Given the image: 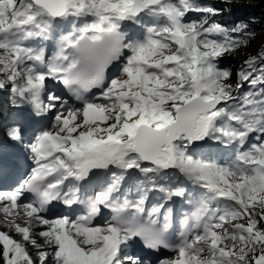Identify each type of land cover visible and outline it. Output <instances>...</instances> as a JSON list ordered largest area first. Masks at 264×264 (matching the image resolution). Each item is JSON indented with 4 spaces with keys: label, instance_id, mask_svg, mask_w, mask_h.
Segmentation results:
<instances>
[{
    "label": "snow or ice",
    "instance_id": "obj_1",
    "mask_svg": "<svg viewBox=\"0 0 264 264\" xmlns=\"http://www.w3.org/2000/svg\"><path fill=\"white\" fill-rule=\"evenodd\" d=\"M221 11L202 0H0V92L50 121L27 143L23 124L5 129L34 166L0 191L2 264H152L131 251L137 239L173 253L156 264H264V45L228 83L219 60L256 33L212 19ZM197 141L232 155L197 152ZM173 197L188 205L179 228ZM53 202L84 210L48 218ZM101 207L113 215L97 225Z\"/></svg>",
    "mask_w": 264,
    "mask_h": 264
},
{
    "label": "rangeland",
    "instance_id": "obj_2",
    "mask_svg": "<svg viewBox=\"0 0 264 264\" xmlns=\"http://www.w3.org/2000/svg\"><path fill=\"white\" fill-rule=\"evenodd\" d=\"M203 3L211 4L216 8L222 9L221 14L218 17L212 18L215 19L217 22H223L224 24L231 26L234 23H239L241 21L246 22L249 24L250 27L254 26L256 24L257 19L264 18V15L261 13H256L254 17H249L245 15L244 8H252L254 3H262L264 0H231L229 4L222 3V0H202ZM264 10V9H262ZM200 14L196 13H189V17L197 18ZM262 45H264V28L258 29L256 32L255 38L251 40L247 48L241 47L238 51L233 52L231 54L225 55L223 58L219 60L220 67H228L232 70V79L228 81V83L235 86L236 84V72L240 70V67L243 64V61L249 58V56H255L257 55L258 51L261 50ZM51 46V48H48ZM49 46H46V49L49 50L46 52L48 56H51L53 50H54V44L50 41ZM247 84V83H245ZM49 85V84H48ZM249 90L248 84L244 86V88L241 89L240 93L246 92ZM99 94V93H98ZM71 104V103H70ZM73 106H76L74 104H71ZM3 113V114H2ZM2 114V115H1ZM37 117L35 116L30 109L26 105H20V104H14L13 103V96L10 91H4L0 92V149L3 147H6V150L1 152L3 156H9L12 152L16 151L17 144L20 149L26 150L23 145L20 143H17L15 141H12L5 135V129L8 125H12L14 123H21L25 126L26 130L30 129V126L32 124V121H34L33 118ZM25 122V123H24ZM34 123V122H33ZM49 119L46 118V121L43 123L41 127H39L40 130L46 128L49 126ZM5 125V126H4ZM45 126V127H44ZM32 136H25V143H27L29 140H31ZM2 140V141H1ZM250 142H257L254 138H250ZM7 143V144H6ZM9 147V148H7ZM217 146L211 145V149L216 148ZM218 149V148H217ZM201 150V149H200ZM198 150L197 152H199ZM219 151V149L217 150ZM227 151V150H226ZM230 151V150H229ZM203 152L204 151H200ZM0 154V156H1ZM230 156L232 155L231 151L229 152ZM213 157H216L215 154H211ZM226 158H217L218 160L227 161L229 157ZM228 158V159H227ZM13 162L16 161L13 160ZM18 166V164H17ZM15 185L11 186L12 189ZM1 188V187H0ZM8 188V187H7ZM0 191H5L1 189ZM65 215V214H61ZM61 215L52 217V219L57 218ZM74 218V217H73ZM2 219V217H0ZM0 230L2 231H8L7 228L0 227ZM14 238L19 239L18 236H15L13 233ZM29 252L31 253L33 259H36V252L31 247H29ZM156 264V263H154Z\"/></svg>",
    "mask_w": 264,
    "mask_h": 264
},
{
    "label": "bare ground",
    "instance_id": "obj_3",
    "mask_svg": "<svg viewBox=\"0 0 264 264\" xmlns=\"http://www.w3.org/2000/svg\"><path fill=\"white\" fill-rule=\"evenodd\" d=\"M49 42H47L46 46H49ZM246 85L247 84H244V86H246ZM241 89H240V91H241ZM96 94L98 95V93H96ZM237 94L238 93H234V95H237ZM33 119H34V121H32L30 129L27 130V134H26L27 136H30V135L33 136L34 133L40 131L39 127H41L43 125V122L46 121L45 117H38L37 116V117H34ZM15 146H16L17 150L12 152L11 154H9V156H3V154H1L2 151L4 152L6 150V147H3L2 149H0V154H1L0 161H2L4 158L9 157L10 159H13L14 161H16V163L18 164V166L14 169H10L8 167L0 166V174L3 173L1 175V176H3V179H1V177H0V187H1L0 190L1 189L5 190V191L11 190L10 187L15 185V184L17 185L18 182L22 180L21 178L24 176V174L26 173V176H27V174L30 172L31 168L33 167L32 160L30 159V156H29V152L27 150L20 149L17 144H15ZM7 148H9V147H7ZM200 149L202 151H204L205 155L215 154V156L217 158H223L222 152L226 151L224 149H219V151H217L216 148L211 149L210 142H206V146L200 147V148L195 149V150L198 151ZM185 204L186 203H184V205ZM36 239L38 240V242H42L39 237H36Z\"/></svg>",
    "mask_w": 264,
    "mask_h": 264
},
{
    "label": "trees",
    "instance_id": "obj_4",
    "mask_svg": "<svg viewBox=\"0 0 264 264\" xmlns=\"http://www.w3.org/2000/svg\"><path fill=\"white\" fill-rule=\"evenodd\" d=\"M262 9H264V2L254 3L252 8H248V7L244 8V11H245L244 14L249 16V17H254L256 15V13H261L264 15V10H262ZM260 28H264V18L257 19L256 24L254 26L250 27V30L255 31V33H256L258 31V29H260ZM0 264H2V262H0Z\"/></svg>",
    "mask_w": 264,
    "mask_h": 264
},
{
    "label": "water",
    "instance_id": "obj_5",
    "mask_svg": "<svg viewBox=\"0 0 264 264\" xmlns=\"http://www.w3.org/2000/svg\"><path fill=\"white\" fill-rule=\"evenodd\" d=\"M205 144H206L205 141H197L195 142L194 147L198 148V147L204 146Z\"/></svg>",
    "mask_w": 264,
    "mask_h": 264
}]
</instances>
